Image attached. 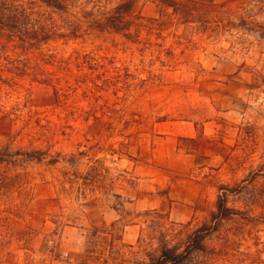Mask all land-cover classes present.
I'll use <instances>...</instances> for the list:
<instances>
[{
	"label": "rangeland",
	"instance_id": "obj_1",
	"mask_svg": "<svg viewBox=\"0 0 264 264\" xmlns=\"http://www.w3.org/2000/svg\"><path fill=\"white\" fill-rule=\"evenodd\" d=\"M136 2L138 40L37 4L61 37H0V264L149 262L221 193L241 214L187 264H264V11L218 29Z\"/></svg>",
	"mask_w": 264,
	"mask_h": 264
},
{
	"label": "trees",
	"instance_id": "obj_2",
	"mask_svg": "<svg viewBox=\"0 0 264 264\" xmlns=\"http://www.w3.org/2000/svg\"><path fill=\"white\" fill-rule=\"evenodd\" d=\"M114 0H0V37L30 38L33 45L43 40H49L50 36L61 37L58 29L49 27L47 23H37L38 15L32 5H41L66 15L72 22L67 25L66 36H79L81 31L88 33H114L131 40H138L140 31L144 27L143 19L137 13L136 0H121L112 7ZM165 9H172L174 16L189 24H200L205 27L213 26L218 29L235 22L230 19L235 14L241 19V27L250 25L248 19L252 17V9L264 11V3L253 5L238 3L231 0L216 3L214 0H156ZM252 9H249V7ZM75 10V15L71 10ZM250 11V12H249ZM254 23V22H253ZM258 26L260 38L264 40V24ZM253 32V29H246ZM62 32V31H61ZM28 35H31L30 37ZM225 190L222 188L221 191ZM228 205L227 194L221 193L217 200L216 211L209 223L197 228L187 239L183 248L171 246L163 235L160 242V252L149 262L140 264H187L191 257L205 250L207 238L219 230L221 224L240 215Z\"/></svg>",
	"mask_w": 264,
	"mask_h": 264
}]
</instances>
